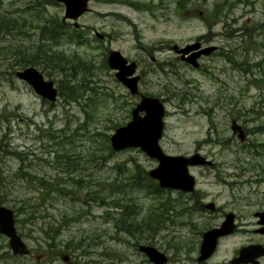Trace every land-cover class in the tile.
<instances>
[{"label": "rangeland", "instance_id": "obj_1", "mask_svg": "<svg viewBox=\"0 0 264 264\" xmlns=\"http://www.w3.org/2000/svg\"><path fill=\"white\" fill-rule=\"evenodd\" d=\"M0 12L26 21L23 33L0 38V200L13 210L17 232L31 250L13 255L0 234V264H149L135 249L146 242L164 252L168 264H192L190 250L201 232L218 226L228 211L242 225L219 238L210 263L258 240L243 223L264 208V0H90L77 19L83 43L52 46L87 64L37 67L58 89L54 102L5 68L16 47L36 45L42 17L72 25L63 20V4L0 0ZM196 41L216 46L198 68L171 48ZM109 49L135 60L139 91L162 100V150L198 151L212 161L211 167H189L193 196L164 189L158 198L144 174L141 186L129 184L136 163L147 173L157 161L139 148L110 147L109 136L130 120L139 98L103 64ZM232 120L245 132L241 141L230 129ZM157 199L164 203L163 225L130 231L127 220L120 225L129 232L115 228L121 210L115 204L129 205L132 220L142 222ZM210 201L213 210L204 207ZM146 236L152 237L144 241Z\"/></svg>", "mask_w": 264, "mask_h": 264}, {"label": "water", "instance_id": "obj_2", "mask_svg": "<svg viewBox=\"0 0 264 264\" xmlns=\"http://www.w3.org/2000/svg\"><path fill=\"white\" fill-rule=\"evenodd\" d=\"M64 6V18L75 20L88 10V2L90 0H56ZM74 26H78V22H74ZM96 36L102 38L103 35L96 32ZM199 43L173 48L177 52L182 53L181 57L188 61L191 65L197 66V57L200 54H209L215 47H205L198 51L190 53L187 57L184 54L191 50L197 49ZM107 65L114 70L116 79L121 82L131 94H139L140 99L131 110L130 120L122 126L116 127L110 135V145L114 150H122L128 147H138L146 155L158 161L157 166L149 169L147 174L158 180L160 187L174 188L186 192L193 191L195 179L188 171L189 165H211L212 161L206 159L199 152H195L189 156L171 155L163 152L159 145V139L163 131V103L154 96H148L140 93L138 90L139 75H134L137 64L134 60H128L115 49H110L107 55ZM16 78L26 81L36 94L54 101L57 97L58 90L54 86L51 79H45L43 74L35 66H26L15 71ZM231 129L238 137L243 140L245 133L243 129L235 123L231 124ZM206 207L213 210L212 202L206 204ZM255 216L261 218L264 222V210L254 213ZM234 214L228 212L225 214L224 220L219 226L207 229L202 234L199 247L198 260L207 259L215 250L217 241L221 236L228 235L234 229ZM264 233V228L260 230ZM0 234L7 237L8 246L12 254L26 255L29 248L18 234L15 227L13 210L1 204L0 201ZM138 250L142 252L150 264H168L167 257L163 252L150 244H139ZM264 253V247L260 244H251L239 249L238 255L233 258L231 264L252 263L257 264L256 257ZM67 256L64 260H67Z\"/></svg>", "mask_w": 264, "mask_h": 264}, {"label": "trees", "instance_id": "obj_3", "mask_svg": "<svg viewBox=\"0 0 264 264\" xmlns=\"http://www.w3.org/2000/svg\"><path fill=\"white\" fill-rule=\"evenodd\" d=\"M112 1H120V0H112ZM182 1V0H181ZM48 2H54V0H48ZM180 2V1H179ZM240 2H245V0H240ZM39 3V1H38ZM46 13V12H45ZM32 21V20H31ZM29 21V22H31ZM41 24L35 26V28H38L39 30V39L37 40L36 45L33 48H21L16 47V51L12 55V60L8 63H6V71H9L10 74H14V71L18 68H23L25 66L31 65L35 67H41V69H55V68H64L63 63H71V65L77 64H87V62L80 57L77 53L73 52L69 55H64L63 51H55L52 49V46H56L57 44H63L65 42H76V43H83L82 41V30L81 28H75L72 25L70 27L65 28L63 24H61L57 19H54L53 17H42L41 18ZM26 21L23 19L20 21L19 19L15 17H10L8 15H5L0 12V38L5 35H14V33L20 34L23 33L22 31V24L25 25ZM20 32V33H18ZM84 36V35H83ZM85 38V37H84ZM86 39H84L85 42ZM21 48V49H20ZM18 53L19 55H17ZM16 54V55H15ZM106 60L103 59V64ZM74 63V64H72ZM81 68V67H80ZM59 94H62L61 90L59 91ZM75 98V97H73ZM110 148V147H109ZM18 155V153H15ZM0 172L2 173V169L0 168ZM0 173V174H1ZM141 174H144V178L146 181V187L150 188V193L156 194L158 198L162 197V189L157 185V183L148 177V175L145 172H142L139 163H136L132 174L127 177V180H130V185L137 188L138 186L142 185V181L138 180V176H141ZM133 175V176H132ZM153 188V190L151 189ZM196 191L190 194V196H193ZM200 194V193H199ZM0 198L3 199L2 194H0ZM163 202L159 199H157V205L152 206V208L149 210L148 213H146L142 217V222H139L132 216L129 215V212L127 208H129V205L127 207H123L120 205L115 204V207L121 208L119 211V217L115 219V228H119L120 230H136L139 228V226L147 227L150 232L154 230V226H160L163 225L164 220L160 219V206L161 210L163 207ZM129 215L127 219H121L124 218V215ZM175 217L169 218V220L173 223ZM128 220V221H127ZM20 221V220H18ZM129 222L130 227L129 229L122 228L120 225V222ZM129 232V231H128ZM152 236H146L144 238V241H147L148 238ZM147 244H150V242H146ZM138 243H135V246L137 249ZM190 248L187 250L189 252ZM8 253V251H6Z\"/></svg>", "mask_w": 264, "mask_h": 264}, {"label": "flooded vegetation", "instance_id": "obj_4", "mask_svg": "<svg viewBox=\"0 0 264 264\" xmlns=\"http://www.w3.org/2000/svg\"><path fill=\"white\" fill-rule=\"evenodd\" d=\"M200 42H201V45L204 44L202 41H200ZM252 217H253V214H252ZM260 220L261 219L254 218L251 221H245L243 223V226H245V229H248L249 230V227L252 226V228L250 229V232H252L255 235H257L258 236V240H247V243H244V244H242V245H240L238 247H235L232 250V254L230 256H228L226 259H223L222 261H220V264H230V262H229L230 259L233 258V257H235V256H237L238 251H239V249L242 246L249 245V244H255L256 243V244H261L264 247V234L257 231L259 229L264 228V222H260ZM235 221H236V227L233 230V233H236L237 232V229H239L238 226L242 225L241 222H237V215H235ZM222 238H224V237H222ZM248 239H249V237H248ZM217 249L215 250V252L208 259L203 260V261H199V260H197V256L199 254V244L198 245H194L191 248V250H190V251H192L193 258H189L188 260H191V263L192 264H216V263H210V259H212L213 256L215 254H217ZM256 261H257V264H264V253L261 254V255H259L256 258ZM247 264H251V263H247Z\"/></svg>", "mask_w": 264, "mask_h": 264}, {"label": "bare ground", "instance_id": "obj_5", "mask_svg": "<svg viewBox=\"0 0 264 264\" xmlns=\"http://www.w3.org/2000/svg\"><path fill=\"white\" fill-rule=\"evenodd\" d=\"M131 94V93H130ZM131 95H133V96H135L134 94H131ZM137 96V95H136ZM139 101V100H138ZM133 176V175H132ZM119 185V184H118Z\"/></svg>", "mask_w": 264, "mask_h": 264}]
</instances>
